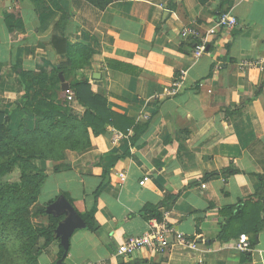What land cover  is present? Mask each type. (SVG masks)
I'll return each mask as SVG.
<instances>
[{"label": "crops", "instance_id": "obj_1", "mask_svg": "<svg viewBox=\"0 0 264 264\" xmlns=\"http://www.w3.org/2000/svg\"><path fill=\"white\" fill-rule=\"evenodd\" d=\"M57 1L61 10L40 23L30 0H0V111L15 130L22 120L15 101L24 92L20 69L13 68L19 64L30 72L65 68L66 75L60 73L73 99L66 101L61 82L58 99L78 117L84 108L70 85L81 77L115 113L101 134L89 136L86 149L67 150L63 161L40 162L47 177L36 209L46 210L62 192L78 214L95 208L93 229L73 232L64 264H264V226L252 248L249 235L263 216L254 194L261 185L258 175H264V0L203 5L198 0H113L104 11L86 0ZM15 6L25 40H11L5 23ZM63 13L70 14L66 39L95 52L71 72L66 54L52 44ZM221 13L234 16L236 25L219 26ZM184 27L208 37L199 57L192 53L194 42L180 36ZM245 60L252 65L243 66ZM180 70L187 74L178 93L170 95ZM228 108L238 112L229 123ZM126 129L131 132L114 143L113 130ZM168 156L160 169L155 160ZM58 165L68 167L52 172ZM144 176L149 179L140 185ZM155 181L173 194L181 192L170 210H164ZM147 204L162 212L161 222L138 214ZM31 222L46 228L49 216L35 213ZM154 225L194 238L196 249L177 244L171 234L165 252L118 253L125 238L146 234ZM241 234L247 235L249 260H242L245 252L237 248ZM54 259L53 245L38 255L39 264Z\"/></svg>", "mask_w": 264, "mask_h": 264}, {"label": "trees", "instance_id": "obj_2", "mask_svg": "<svg viewBox=\"0 0 264 264\" xmlns=\"http://www.w3.org/2000/svg\"><path fill=\"white\" fill-rule=\"evenodd\" d=\"M37 14L38 21L45 23L50 17L61 10L57 0H30ZM97 9L104 11L113 0H86ZM202 5L207 0H198ZM18 2V0H16ZM70 14H62L55 25L52 44L60 53L67 56L68 71L81 69L87 64L94 50L82 43L66 39L65 29ZM5 23L11 40H25L26 34L18 6L7 13ZM56 38V39H55ZM23 86V94L18 96L15 106L22 113V120L13 130L9 115L0 111V264H39L38 255L47 246L53 245L54 262L61 259L64 249L55 229L62 217L47 212L45 208L36 209L41 187L47 177V171L40 167L45 160L63 161L67 150H82L90 146L89 136L101 134L107 124L113 123L114 112L107 109L106 99L93 94L88 85L87 77H81L78 82L71 83L76 102L84 108L81 117L72 113L69 102L58 99L60 90L58 74H65L63 67L53 68L49 72H30L19 64L13 65ZM64 76V75H63ZM225 121L238 115L237 111L225 110ZM171 159L155 160L160 169ZM67 165L55 166L51 171L57 172ZM231 172V170H224ZM232 170L231 173H236ZM155 174H152V178ZM260 187L254 196L258 198L263 216L252 229L250 247L256 243V235L264 226V175H258ZM156 190L163 195L164 210H170L181 192L173 194L163 185L154 182ZM98 188L94 192L97 198ZM69 202L72 199L64 192ZM53 200L47 203H52ZM94 210L80 211L79 215L88 230L94 227ZM241 210V209H240ZM238 209L237 212L240 211ZM35 213L47 214L49 225L39 228L32 224ZM145 220H163V214L157 206L147 204L138 212ZM227 230V229H225ZM42 239L43 245L38 247ZM250 253L243 254L242 260H249ZM64 264V259L62 260Z\"/></svg>", "mask_w": 264, "mask_h": 264}, {"label": "built area", "instance_id": "obj_3", "mask_svg": "<svg viewBox=\"0 0 264 264\" xmlns=\"http://www.w3.org/2000/svg\"><path fill=\"white\" fill-rule=\"evenodd\" d=\"M216 23L221 27L230 29L236 25V19L230 13H221L217 17ZM180 36L182 38L189 39L194 42V48L192 53L195 57H199L200 55L206 52V44L209 41L207 36H202L195 29L189 27H184L180 32ZM241 64L243 66L252 65L246 60L242 61ZM186 74L187 73L185 70L179 71L176 78L172 81L170 89L168 90V93L170 95H175L178 93L182 85V80L184 79ZM66 93V99L68 101H71L73 99V93H71L69 90L66 91ZM130 132L131 129H126L125 131L113 130L112 141L114 143H117L119 140L124 138L126 134ZM148 179V177L144 176L139 181V184L144 185L148 181ZM202 187H204V185H202ZM171 234L174 235L177 244L192 248L194 250L196 249V240L194 238L187 237L184 234L165 225H154L146 234L125 238L124 241L121 242V244L118 246L117 250L118 253L123 256H132L144 248H150L155 252L162 253L165 252L170 245L168 236H170ZM237 248L242 252H246L249 250V243L246 234H241L239 236ZM198 263H202V261L199 260Z\"/></svg>", "mask_w": 264, "mask_h": 264}, {"label": "water", "instance_id": "obj_4", "mask_svg": "<svg viewBox=\"0 0 264 264\" xmlns=\"http://www.w3.org/2000/svg\"><path fill=\"white\" fill-rule=\"evenodd\" d=\"M58 76L61 82V90L68 91L69 85L64 81L63 75L59 73ZM46 211L54 213L58 217H62V220L58 223L55 229V235L59 238L60 244L64 249L62 258L57 260L56 264H63L62 260L67 254L70 236L76 229L84 228L85 222L79 216L72 204L63 196L46 206Z\"/></svg>", "mask_w": 264, "mask_h": 264}]
</instances>
